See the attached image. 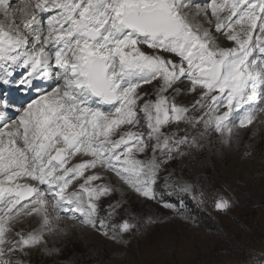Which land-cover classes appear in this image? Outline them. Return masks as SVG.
I'll return each instance as SVG.
<instances>
[{"label":"snow or ice","instance_id":"obj_1","mask_svg":"<svg viewBox=\"0 0 264 264\" xmlns=\"http://www.w3.org/2000/svg\"><path fill=\"white\" fill-rule=\"evenodd\" d=\"M0 17V264H24L45 229L67 235L61 219L115 244L157 222L122 217L105 172L162 209L203 203L172 162L264 112V0H0ZM21 213L41 229L10 241Z\"/></svg>","mask_w":264,"mask_h":264},{"label":"rangeland","instance_id":"obj_2","mask_svg":"<svg viewBox=\"0 0 264 264\" xmlns=\"http://www.w3.org/2000/svg\"><path fill=\"white\" fill-rule=\"evenodd\" d=\"M188 10H191L190 13L195 11L191 8ZM200 17L202 19L199 24L210 29L211 26ZM210 31L218 43L230 46L223 36L212 28ZM144 88L151 91L152 86L145 85ZM195 98L196 94L185 95L181 102L190 105ZM261 106L264 104L256 105ZM78 162L80 157H75L68 166ZM171 167L175 169V176L191 182L198 193H204L203 203L187 197L193 206L183 210V214L162 209L143 201L113 174L105 172L102 173L105 177L103 182L116 189L107 200L123 203L120 210L122 217L138 223L151 215L157 222L138 231L133 230V233L124 236L123 242L115 244L82 226L73 227L72 221L61 219L53 226H67V235L49 233L45 229L44 243L29 249L28 255H20L19 258L24 264L264 262V112H257L255 120L247 128L234 127L231 145L220 143V137L213 134L199 151L178 158L172 162ZM219 198L230 202L228 210H215L214 203ZM200 213H203L204 220L198 218ZM50 215L54 219V214ZM9 226L11 231L6 233V239L11 241L18 239V232L28 234L40 230L41 218L21 213L9 222ZM54 242L57 244L54 245ZM45 246L48 249L59 248L60 251L49 256L43 251ZM8 258L0 257V260Z\"/></svg>","mask_w":264,"mask_h":264},{"label":"bare ground","instance_id":"obj_3","mask_svg":"<svg viewBox=\"0 0 264 264\" xmlns=\"http://www.w3.org/2000/svg\"><path fill=\"white\" fill-rule=\"evenodd\" d=\"M15 2H13V4H14ZM202 3H203V1H202ZM16 5L14 4L13 5V7H15ZM191 9H194V8H191ZM187 11V13H189L188 15L190 16V18H193V23H200V21H201V17L200 16H194V13H190L191 12V10H186ZM190 11V12H189ZM195 12V11H194ZM226 14V13H225ZM211 28L213 29V30H215V28H214V22H213V25H211V27H210V29L209 30H211ZM211 32V31H210ZM222 42H224V41H222ZM260 134V133H259ZM79 158V157H78ZM99 182V181H98ZM25 225H27V224H25ZM46 239H47V237H46ZM57 243L56 242H54V245H56Z\"/></svg>","mask_w":264,"mask_h":264},{"label":"trees","instance_id":"obj_4","mask_svg":"<svg viewBox=\"0 0 264 264\" xmlns=\"http://www.w3.org/2000/svg\"><path fill=\"white\" fill-rule=\"evenodd\" d=\"M185 199H186V202H187V205H188L187 208L190 209V205L193 206V202H192L191 200L187 199V197H186ZM184 210H186V209H184ZM198 218L204 220V215H203V213H200V214L198 215Z\"/></svg>","mask_w":264,"mask_h":264}]
</instances>
